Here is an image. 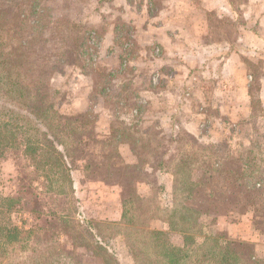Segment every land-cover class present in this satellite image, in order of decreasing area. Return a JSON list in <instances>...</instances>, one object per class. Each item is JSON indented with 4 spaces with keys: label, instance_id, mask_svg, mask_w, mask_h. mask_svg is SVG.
<instances>
[{
    "label": "rangeland",
    "instance_id": "rangeland-1",
    "mask_svg": "<svg viewBox=\"0 0 264 264\" xmlns=\"http://www.w3.org/2000/svg\"><path fill=\"white\" fill-rule=\"evenodd\" d=\"M229 1L237 11L228 9L220 16L216 11L206 10V13L202 10L205 8L202 0H195V6L200 9L191 15L188 13L189 17L185 12L175 21L174 26L179 29L173 38L179 46L168 52L159 43V22L171 0H22L25 13L30 14L29 9L37 5L38 13L29 17L31 22L37 18L43 21L39 30L46 31L45 37L54 41L50 45L46 43L49 50L62 51L69 35H80L78 64H56L47 78L56 109L67 115L90 113L97 120L98 131L109 133L112 128L116 132L122 142L120 151L125 161L138 164L140 168L142 182L138 184V191L149 201L154 212L159 208L165 213L174 210L173 176L159 173L162 158L172 167L189 152L209 154V147L218 157L221 152L217 154L214 143L224 146L231 157H237L251 147L264 157V102L260 98L264 93V70L261 60L247 54L242 59L243 70L235 72L238 74L234 78L228 69L224 84L217 77L219 60L213 69L206 70L204 65L208 60L202 54L201 66H188L194 59L189 49L194 44L201 47L203 40L222 43L219 45L223 49L218 46L213 53H229L230 44L236 47L234 41L239 28L252 23L259 16V9L264 7V0H260L261 3L256 0ZM203 14H206L211 30L201 38V33L197 32L201 31V26L193 22L192 16L202 23ZM72 24L76 28L68 32ZM30 164L23 154L0 158V195L22 197L11 214L13 222L22 228L45 226L44 218L52 219L50 210L70 207V198L44 193V178L31 173ZM78 167L73 172V208L68 210L74 217L73 224L77 225L79 221L82 225L78 226L79 230L86 227L85 219L94 220L96 224L120 221L114 220L115 213L123 212L119 189L92 180L94 176L84 170L81 163ZM196 177H200V173L197 172ZM34 178L35 181H31ZM162 185H165L164 191L160 188ZM32 193H42V205L35 212L32 211L31 202H35ZM75 207H81V212L75 213ZM251 219L250 214L234 222L219 208H212L201 219L202 237L228 232L236 239L253 244L257 257L247 258L239 264H264V243H259L260 247L256 242L235 236V232L219 230L222 224L241 223L237 232H245L252 228ZM152 226L161 228L162 223L155 219ZM46 227L51 228V224ZM48 230L50 236L56 233L55 228ZM95 233L102 236L113 233L116 237L108 240L110 250L116 253L120 264H133L124 236L117 230L98 226ZM84 235L88 236L86 232ZM38 237L45 238L42 233ZM56 238L63 248H72V240L66 234ZM172 239L176 244L183 243L180 234L175 233ZM95 251L99 250L96 247L79 248L74 259L83 264H103Z\"/></svg>",
    "mask_w": 264,
    "mask_h": 264
},
{
    "label": "trees",
    "instance_id": "trees-1",
    "mask_svg": "<svg viewBox=\"0 0 264 264\" xmlns=\"http://www.w3.org/2000/svg\"><path fill=\"white\" fill-rule=\"evenodd\" d=\"M29 10L25 13L22 0H0V158L26 156L31 173L44 178V193L70 198V207L50 210L52 219L44 218L45 226L22 228L11 218L22 197L0 195V264H83L74 259L75 252L95 247L103 264H120L108 241L116 236L95 233L98 226L124 236L133 264H239L254 258L253 244L228 232L202 237L201 219L212 208L234 222L251 214L253 230L264 234V157L254 147L231 157L224 146L214 143L217 154L221 152L218 157L209 147V154L189 152L172 167L162 158L159 173L173 176L174 210L154 212L138 191L140 168L125 161L116 132L98 131L90 113L67 115L56 109L47 78L56 64H78L80 35H69L62 51L49 50L46 43L54 41L39 30L43 21L31 22L29 17L38 13L37 5ZM75 28L72 24L68 32ZM79 163L94 176L92 180L119 189L120 221L96 224L85 219L86 227L79 230L80 222L73 224L68 210L73 208V172ZM41 194L31 202L33 212L42 205ZM74 209L81 212V207ZM155 219L161 228L152 226ZM53 228L56 233L50 236L48 229ZM41 233L44 239L38 237ZM62 233L71 238L72 248L60 245L56 237ZM175 233L183 237L182 244L173 241Z\"/></svg>",
    "mask_w": 264,
    "mask_h": 264
},
{
    "label": "crops",
    "instance_id": "crops-1",
    "mask_svg": "<svg viewBox=\"0 0 264 264\" xmlns=\"http://www.w3.org/2000/svg\"><path fill=\"white\" fill-rule=\"evenodd\" d=\"M256 2L261 3L260 0H256ZM202 5L205 7L202 10H210V11H216L220 16L224 14V12H228V9L236 12L235 8H233V5L231 1L229 0H213V1H207L202 0ZM260 6V5H259ZM168 7V6H167ZM167 9V8H166ZM198 7L195 6V0H171L170 6L168 7V10H166V13L163 12V16L160 17L162 20L159 22V43L164 46V49H167L168 52H173L175 49L179 46V44L175 43L173 36H177L179 27L174 26L175 21L179 19V17H183L186 13H196ZM234 9V10H233ZM186 12V13H185ZM261 12H264V7L262 6V9L260 11L259 9V16L252 21V23L246 24L243 27H240L239 32L237 33L238 37L237 40L234 41L236 44V47H231L228 53H219L214 52L213 49L217 48L219 46V49H223L220 45L221 42H216L213 39L208 40L205 42L204 40L202 43H200L201 47L194 44L191 49H189L191 46H187V48L192 53L193 61L188 62V66L193 67L196 66L195 64H199L201 66V55L203 54L205 56V59L208 60L207 63H205L204 67L206 70L213 69V67L216 66V61L219 60V64H217V68L219 69L218 74V81H220L222 84H224V80H227V78H224L225 74H227V70L230 69L231 77L234 78L237 77L238 70L241 71L244 68V62L243 57L247 56V54H253L252 56H257L261 60L262 69L264 70V15H262ZM207 13V11H206ZM195 15V14H194ZM234 16V15H232ZM262 16V18H260ZM189 17V14H188ZM193 17V22L195 24L200 25L201 31L197 30V32L201 35L200 37H204L205 35H208L211 27L210 24L206 18V14H203V20L196 21V16ZM191 19V17H190ZM236 21V20H234ZM243 25V24H242ZM203 28V29H202ZM198 34V35H199ZM193 47H198L193 48ZM247 48V50H244V48ZM177 50V49H176ZM250 56L249 58H251ZM210 69V70H211ZM250 79H252V76L249 75ZM264 82V79H263ZM264 85V83L262 84ZM251 97V96H250ZM261 101L264 102V93L261 95ZM95 183V182H94ZM92 185H94L91 182ZM98 196V195H97ZM122 217V211L115 213L114 220H120ZM241 223H233V224H222L219 227V230H227L232 232H235V236H238L239 238H243L245 240H250L253 242H256L257 246H260L259 243H264V234L259 235L256 233L251 227L247 228L245 232L238 233L239 226ZM234 229V231L232 230ZM262 247V246H260ZM264 247V246H263ZM255 254V258H256Z\"/></svg>",
    "mask_w": 264,
    "mask_h": 264
}]
</instances>
